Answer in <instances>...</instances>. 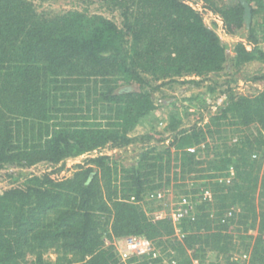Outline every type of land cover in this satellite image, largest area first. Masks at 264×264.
Returning a JSON list of instances; mask_svg holds the SVG:
<instances>
[{
  "label": "trees",
  "instance_id": "16d2710c",
  "mask_svg": "<svg viewBox=\"0 0 264 264\" xmlns=\"http://www.w3.org/2000/svg\"><path fill=\"white\" fill-rule=\"evenodd\" d=\"M101 1L120 13L121 26L102 13L46 14L31 0H0V170L88 155L69 177L31 174L0 192V264H122L105 245L106 223L109 237L143 236L156 250L175 229L169 219L150 220L140 202L169 185L173 168L177 181L209 178L214 210L179 223L181 252L214 250L225 264H244L232 259L241 243L244 262L264 264V90L230 92L204 126H181L170 114L167 135L134 134L156 109L153 91L183 77L199 85L196 77L223 69L227 45L186 0ZM199 1L231 35L246 31L245 42L233 46L236 68L264 63V0H245L249 23L241 0ZM97 79L105 83L96 100L104 120L94 118L96 109L91 117L64 114L76 93L65 92L76 87L69 83L79 90ZM243 127L250 131L242 134ZM136 142L141 146L127 165L101 152ZM229 224L245 225L237 230L246 236L238 241ZM161 259L144 257L143 264Z\"/></svg>",
  "mask_w": 264,
  "mask_h": 264
},
{
  "label": "rangeland",
  "instance_id": "374dc122",
  "mask_svg": "<svg viewBox=\"0 0 264 264\" xmlns=\"http://www.w3.org/2000/svg\"><path fill=\"white\" fill-rule=\"evenodd\" d=\"M34 4V7L37 11L46 14H52L57 12H64L70 9L77 10H86L89 13H102L106 17L114 20L118 25L121 26L122 18L120 13L117 10H111V8H106L103 5L101 0H31ZM187 3L194 5L195 7L200 4L199 0H186ZM201 15L204 19V22L213 27L218 33L220 32L218 23L213 20L212 16L209 14L208 10H205L201 7ZM246 31H241V33L233 34L231 37H227L220 33L221 40L224 44L227 45L228 59L224 64V67L221 71L217 73H210L205 76L196 77L195 80L200 81L199 85H196L192 82H184L182 80H189L192 77H183L180 78V81L177 82H166L163 85H160V88L153 91L152 97L156 104V109L151 117L147 118L138 125L134 131V134L142 135L146 133H152L156 138L163 137L167 133H163V126L168 122V117L170 114H175L181 122V126H191L195 123L205 125L209 122L210 117L217 113L220 106L227 99L230 92L245 94V95H255L256 93L264 90V63L260 61H252L245 64L242 67L236 68L233 65L232 56H234L233 46L238 41L245 42ZM259 37V35H258ZM261 38V34L260 37ZM157 82L154 84H159ZM76 87L67 88L65 92H76L74 96L69 97L72 100L67 106L69 110L65 112L66 115H86L92 116L94 110L96 109V114L94 118L101 120V116L105 112L100 111L101 102H96L98 99V91L101 87L105 85L103 81L97 79L96 81L92 80L89 82H83L82 88L78 90L77 84ZM94 85L96 87H94ZM78 90V91H77ZM82 90V91H81ZM88 90H90L88 94ZM78 92V93H77ZM81 95L79 96V94ZM223 96L224 101H220V97ZM90 109L88 110V107ZM75 109H77L75 111ZM61 116L62 114L59 113ZM104 120V119H102ZM245 132H249V128H252V124L249 125V128L243 127ZM247 128V129H246ZM245 131V132H244ZM240 134V133H239ZM235 136V135H234ZM210 141L209 139H207ZM141 144L138 142L129 145L124 148H111L104 147L101 152L103 154L113 155L119 162L124 165L130 164L134 157L137 156L139 147ZM264 150V149H263ZM88 155H81L75 158H68L63 163L58 165H51L48 163H39L30 168H15V167H6L0 170V192L10 188L11 186L21 185L27 176L33 175H42L44 173L51 174L55 178H65L69 177L73 171L77 168L78 165H83L86 163ZM175 169H172V173ZM170 174V183L167 186L161 188H156L154 190L148 191L143 200L140 202L148 218L152 221L159 219H169L171 220L175 231L166 235V237L161 238L162 241L158 242L156 245V250L159 252L161 262L163 260L168 263L169 258L173 255H177L179 260L182 259L183 262L189 260V264H225V261L221 258H216V251L205 249L197 250L195 253H192L190 249L187 251V256L184 255L180 246L178 245L177 240L182 239V234L180 233V225L183 219L175 221L173 219V213L181 208V201L183 198H188L193 202V214L196 215L201 210L202 211H211L214 212L210 203L211 198L204 199L202 198V192L207 188L205 181L209 178H201L197 180L186 179L185 181L175 180L174 174ZM189 177V176H188ZM187 177V178H188ZM228 176L224 177L225 180ZM231 179V178H230ZM194 191H191L193 190ZM160 192L161 196H150L149 193ZM209 203V204H208ZM200 207V208H199ZM203 207V209H202ZM235 210V208H234ZM229 211H233V207ZM227 215H231V212ZM107 222V220L105 221ZM109 223H106L101 228L102 235L104 238L105 245L114 246L115 251L119 254V250L123 249L122 242L126 237H109L110 229ZM245 225L229 224L227 232L236 237L238 241H241V235L246 236V232L243 231ZM237 228H242L240 232ZM207 232V231H202ZM256 229L254 231H249L248 234L256 235ZM177 239V240H176ZM245 241L252 242L254 239H244ZM182 241V240H181ZM155 245V244H153ZM155 247V246H154ZM235 251H233L234 260H241L244 264L246 258H248L247 252L244 250L243 244L235 245ZM49 257L54 260L56 254L54 252L48 253ZM170 254V256H169ZM194 254V255H193ZM247 254V255H246ZM246 256V257H245ZM177 259V260H178ZM132 262L134 264H143V257H134ZM185 262V263H186ZM240 262V263H241ZM152 263H154L152 261Z\"/></svg>",
  "mask_w": 264,
  "mask_h": 264
},
{
  "label": "built area",
  "instance_id": "2783aa9c",
  "mask_svg": "<svg viewBox=\"0 0 264 264\" xmlns=\"http://www.w3.org/2000/svg\"><path fill=\"white\" fill-rule=\"evenodd\" d=\"M189 5H191L193 8H195L199 12L202 11L201 10V7H202L201 2L196 7L190 3H189ZM209 14L212 16L213 20H215L218 23L219 30H220L219 33L213 27L212 28L219 35L220 39H221L220 33H222L223 35H225L227 37H231L232 35L228 32L226 25L224 24V21L221 18V16H219L218 14H214L210 11H209ZM247 47H249V45H247ZM219 99H220V101H224L223 96H221ZM188 150L194 151V147L188 148ZM149 195L150 196L156 195V196L160 197L161 193L160 192L150 193ZM211 196H212V194H211L209 189L203 190V192H202L203 200L207 199V198H211ZM180 205H181V208L177 209L173 213V219L175 221L183 219L184 217H188V216L193 217L194 216V214H193L194 204L188 198H183ZM121 242H122L123 249L119 250V256H120L122 264H134L132 262L134 257H143V258L147 257L150 260V258H156L157 255H160L155 250L153 243L149 239H147L143 236H136V235L135 236H132V235L127 236ZM162 259H164V258L162 257ZM164 262H166V261L163 260L162 264H166ZM148 264H154V263H152V261H149ZM167 264H175V261L173 259L169 258V262Z\"/></svg>",
  "mask_w": 264,
  "mask_h": 264
},
{
  "label": "water",
  "instance_id": "95a60500",
  "mask_svg": "<svg viewBox=\"0 0 264 264\" xmlns=\"http://www.w3.org/2000/svg\"><path fill=\"white\" fill-rule=\"evenodd\" d=\"M244 8H245V20L247 23H249L250 20V7L248 6L247 2L245 0H241Z\"/></svg>",
  "mask_w": 264,
  "mask_h": 264
}]
</instances>
